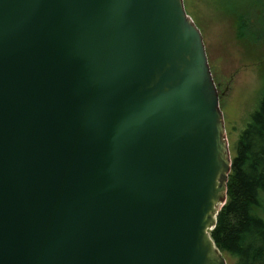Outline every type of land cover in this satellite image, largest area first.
Instances as JSON below:
<instances>
[{
    "label": "water",
    "instance_id": "95a60500",
    "mask_svg": "<svg viewBox=\"0 0 264 264\" xmlns=\"http://www.w3.org/2000/svg\"><path fill=\"white\" fill-rule=\"evenodd\" d=\"M218 99L182 0H0V264H225Z\"/></svg>",
    "mask_w": 264,
    "mask_h": 264
},
{
    "label": "trees",
    "instance_id": "16d2710c",
    "mask_svg": "<svg viewBox=\"0 0 264 264\" xmlns=\"http://www.w3.org/2000/svg\"><path fill=\"white\" fill-rule=\"evenodd\" d=\"M252 11L257 14L254 25L250 24ZM233 30L242 46L263 50L264 0L245 1L233 20ZM209 237L233 264H264V94L233 148L225 202Z\"/></svg>",
    "mask_w": 264,
    "mask_h": 264
},
{
    "label": "rangeland",
    "instance_id": "374dc122",
    "mask_svg": "<svg viewBox=\"0 0 264 264\" xmlns=\"http://www.w3.org/2000/svg\"><path fill=\"white\" fill-rule=\"evenodd\" d=\"M248 0H182L197 27L210 75L218 93L224 138L231 160L238 137L264 94V49L242 46L234 38L233 20ZM257 14L252 11L250 24ZM220 205L218 206V209ZM225 264L234 260L221 254Z\"/></svg>",
    "mask_w": 264,
    "mask_h": 264
},
{
    "label": "bare ground",
    "instance_id": "6f19581e",
    "mask_svg": "<svg viewBox=\"0 0 264 264\" xmlns=\"http://www.w3.org/2000/svg\"><path fill=\"white\" fill-rule=\"evenodd\" d=\"M218 207V206H217Z\"/></svg>",
    "mask_w": 264,
    "mask_h": 264
}]
</instances>
